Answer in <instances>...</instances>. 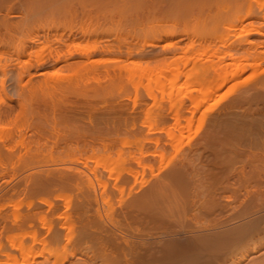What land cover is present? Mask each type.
<instances>
[{"label": "rangeland", "instance_id": "obj_1", "mask_svg": "<svg viewBox=\"0 0 264 264\" xmlns=\"http://www.w3.org/2000/svg\"><path fill=\"white\" fill-rule=\"evenodd\" d=\"M39 1L0 0V17L6 13L10 19L16 22L22 20L20 22L25 24V19L29 16L27 21L30 26H35L38 22H48L52 16L48 18L47 14H35L34 12L36 4L42 3L43 0ZM66 1L71 5L73 2L78 9L80 5L86 6V10L90 13L89 9L93 7V12L94 10L106 11L105 15L109 14L107 9H113L109 10L110 14L106 18L102 15L103 12L100 13L101 15L94 12L95 15L98 14L96 15L98 20L93 14L89 23L98 27L103 24L102 27L107 28L108 35L107 32H105L107 36L103 33V39L109 36L111 39L108 37V40H105L110 46L115 44V50L119 42L124 52H127V46L136 47L135 54L132 52L134 55L130 53L131 56L129 54L125 56L123 52V55H114L116 51L112 52L113 55H110L111 53L98 55L100 54L98 53L93 57L95 60L93 65L96 66L91 67L94 68L93 70L90 68L91 71L89 69V73L91 72L88 73L89 75L84 74L82 70H75L77 73H74L80 76L76 78V75H73L72 80L74 82L79 79V81L76 80V84H71L74 89L70 86L73 92H69L67 96L82 100L83 105H86L84 110H87L89 115L84 113L72 115L63 108V110L61 108L58 110V108L48 107L43 111L46 113L44 117L41 111V113L38 112L42 108L37 110L38 105L34 106L35 102L40 101L39 95L41 94L35 95L39 98L34 99L35 96H30L31 94L28 93L22 105L15 98L13 102L8 101L7 93H4L5 90L2 93L0 89V95L6 94V96H0V103L5 99L6 102L22 105L15 106L12 120L9 118L10 122L9 119H6L8 121L4 119L5 122L1 123L2 129L5 127L0 130L1 137L6 129L9 130L8 128L14 132V138H11L13 145L10 146L15 154L9 155L10 157L4 155L0 158V211H9L16 206L20 210H25L28 203L38 204L37 202L42 198L53 200L54 204L58 203L62 210L64 199L57 193L70 194L72 204H75V194L79 189L72 184H62L57 177L63 175L57 174L59 171L71 172L68 166L73 165L88 173L94 182L98 178L106 182V190L112 196L110 201L105 199L106 210L115 214L124 211V226L128 230L126 235L129 237L153 236L154 238L163 235L162 240L171 242L173 245L175 258L179 256L178 247L185 245L184 240L194 239L191 236L201 233L205 235L207 232L209 234L225 233L229 229L238 233L236 241L233 240L232 243L229 240L227 245L224 243L216 252V254L219 253V257L221 255L224 258L225 254L227 255L235 246L236 248L241 246V249L246 247L250 254L264 246L262 244L264 242V231H262L264 229V35H249V38L253 40L263 41L257 44L256 55L259 63L241 75L226 81L221 87L211 91L203 103L196 105L194 95L197 92L191 89L207 86L202 81L205 68L200 69L197 77H190V73L181 74L178 77L176 70L186 56L193 60L197 58L206 65L216 59V52L223 48L221 41L205 42L197 35L202 33L204 28L202 24L205 23L207 27L206 25L209 26L211 20L199 17L203 19L201 21L190 15V18L189 16H186L184 20L178 18L179 21L176 22H174L176 19L172 22L171 20H157L156 17H154L156 20L150 19L148 16L151 17L152 13L149 15L146 7H148L147 3L150 5L153 0H119L122 4L119 2L117 4L115 0ZM259 1L263 3L264 0ZM262 6L261 9H264V4ZM144 9H146L147 17L143 16L146 15ZM142 12H144L143 15ZM61 13H55L54 19L56 15L60 18L68 16ZM79 13V16L82 15L80 17L83 18L85 13L81 11ZM31 16L33 17L30 19ZM79 16H76L78 19L74 18L72 21L74 23L79 21ZM64 17L59 19L67 23L68 19ZM95 18L97 21L94 20ZM155 24L158 26L162 24L159 27H164V24L174 25L179 31L183 29L180 33L181 37L178 36V32L175 38H179L171 40L174 49L171 52L153 56L154 54H148L151 47H146L148 48L146 55L136 54L137 48H142V43L148 36L145 34L153 29ZM158 26L156 29H159ZM102 27L100 29L103 31ZM187 30L196 32V36L186 37ZM46 31L48 30L43 29L40 32L45 35ZM167 42L164 40L156 43L165 44ZM235 45L238 43L233 44ZM37 47V45L32 46L34 49ZM156 49L158 48L154 47L152 51ZM6 52L9 53V51ZM232 62L230 57L224 58L227 68ZM60 66L52 67L49 64L42 71L46 70L48 77L58 76V74L62 77V75H70V72L72 74L75 69L72 70L70 66L61 68ZM118 67L122 72L120 78H118L119 74L113 73L119 70ZM104 68L107 69L109 75L111 74L110 77L106 75L108 73L104 74L106 72ZM38 77L41 78L43 75ZM88 80L93 86H91L92 94L86 93L85 98L84 94L83 97L81 96V93H84L82 88ZM8 81L7 79L6 83H9ZM94 88L97 90L93 92ZM76 90L80 93V98H77L79 94L76 95L78 93ZM22 98L25 99V97ZM86 99L91 102L89 107L92 105L90 109L88 108L89 110L86 109ZM24 109L27 111L32 109V111L28 113ZM16 111L19 113L17 114ZM37 113H39L38 116H36ZM39 115L40 118H44H41L44 124H40L42 121ZM106 119L110 130L107 134L111 139L106 149H103L98 138L93 142L92 147L88 146L78 150L74 141L70 139L71 133L84 130L94 132L104 125ZM51 125H54L55 130L51 129ZM36 127L45 130L46 133L40 136L35 133L37 132ZM48 135L50 138L47 137ZM21 136L24 137L22 141ZM8 142L10 143V140ZM66 144L70 146L66 147ZM16 154L21 156L18 158ZM24 154L27 155L24 157ZM31 154H33L32 157ZM49 170L56 172V176L53 173L49 176ZM74 170L72 169L73 172ZM49 177L55 181L51 182L50 179L48 182L46 178L49 179ZM96 187L102 190L105 186L101 183ZM155 193H157L156 196ZM152 194L154 195L151 197ZM154 197L155 200H152ZM160 197L162 201L165 200L162 205ZM140 198H149V201L153 202L151 201L152 204L150 203L147 209L141 210L136 207ZM166 202L172 203L167 205ZM43 207L47 208V205ZM169 208L174 213L170 212ZM256 219L258 226L261 222L263 223L260 224L261 227L259 226L263 228L262 230L257 228L258 231H256L254 225L249 222L257 221ZM237 230H243V233ZM259 230L262 232L256 237ZM79 231V227L74 229V233ZM257 238L263 239L262 242H259ZM254 244H257V248ZM212 253L205 254L201 260L210 261V257L215 255Z\"/></svg>", "mask_w": 264, "mask_h": 264}, {"label": "bare ground", "instance_id": "obj_2", "mask_svg": "<svg viewBox=\"0 0 264 264\" xmlns=\"http://www.w3.org/2000/svg\"><path fill=\"white\" fill-rule=\"evenodd\" d=\"M74 1L94 2V0ZM115 1L117 4L118 2L122 4L123 0L121 2L119 0ZM259 2V0H153V2H150V5L147 3L148 7L146 8H148V14L152 13V15L149 14L151 16L149 17L145 12L146 9L143 10L146 15H143L144 12H142V15L146 17L148 16L150 19L152 18L154 20L157 19L164 21L171 20V22L172 20L176 19L174 21L176 22L177 20L179 21L178 18L184 20L186 16L190 15L192 17L195 16V19L202 17L204 19L206 18L205 20H211L210 25H206L207 27H205V23L202 22L204 28L202 33H198L199 31L197 30V35L200 36V38H202L205 42L214 40L221 41L223 44V48L216 52V59L210 61V63L207 65L203 63V61L200 62V60L197 58L193 60L189 56H186L183 59V63L177 67L176 74L178 77L181 74L184 75L186 73H190V77H197L200 73V69L205 68V72L202 74V81L203 84H207V86L191 89L196 90L197 92L194 95V101L196 105L203 103L211 91L221 87L226 83V81L228 82V80L231 78L241 75L243 72L251 67H255L259 63V59L256 55L258 46L257 44L263 41L249 38V35L252 34L264 35V9H261L264 1L263 3ZM116 3L114 4L117 5ZM39 4H36V7L34 8L35 14H47L48 18L49 16H52V18L50 19V22V20L45 16V18H47L49 21L38 22L36 24L37 26L35 25L36 28L35 26H30L29 21H27L29 18L28 15V17L25 19L26 22L24 21L25 24L20 22L22 20L18 21L22 25L24 24L23 26L20 23L10 19V16H7L6 13L3 17H0V75L3 76L0 77V89H2L1 92L3 93V90H5L4 93H7L9 97V100L6 98L8 101L13 102L15 98L16 101H20L22 105V102L24 100L26 101V95H29L28 93L31 94L30 96L41 94V96L39 95L40 98L36 96L34 97V99H40L39 102V99L37 100L38 103L34 101L36 104L34 106L38 105V107H36L37 110L38 108H42V110H39L38 112L41 111L44 114V117L46 113L43 111L48 107H52V109L58 108V110L59 108H63L65 111H69L72 115L82 113L87 114V110H84L86 105H83L82 100L81 102L79 101L80 99L77 100L76 97L69 98L67 96L69 92H73L72 89L74 88L71 84H76V82L79 81V79H76L77 81L74 80L73 82V75H76V78H79L80 76L74 72L77 70H82L85 72L84 74L87 75L89 73V69L96 66L93 65V61H95L93 57L98 53H100L98 55H106V53H111L110 55H113L112 52L116 51L118 53L114 52V55H121L125 50L122 48V44L120 47L119 42H117L118 45H116V50L115 44L112 45L114 47L110 46L109 42H107L109 36L106 37L108 35L107 28L104 29L105 27H102L104 26L103 24L102 26L98 27L95 26V24L93 25L92 23H89L92 20L91 17L93 14V16H95L98 20V17L96 16L98 14L96 13L95 15L94 13L98 12V10H94V12L92 11L94 7L92 9L88 8L91 10V13L93 12L91 14L90 11L86 10V6L84 7L80 5L81 8L79 7L78 9L77 6L73 4V2L71 5L66 0H43L42 3ZM109 10L113 9H107L110 14ZM80 11L85 13L83 18H81L82 15H80L81 17L79 16ZM101 12L103 11L99 10V15H101ZM105 12H103L102 15L106 18V16H109V14L105 15ZM55 13H61L62 15L67 14L68 16L66 17L62 16L68 19L67 23L64 20H60L62 17L60 18L57 15L55 16L56 19H54ZM76 16H79V21L74 23L72 20H74V18L78 19ZM190 16L188 18H190ZM32 17L33 16H31L30 19ZM154 17H156V19ZM96 18L94 19L95 21H97ZM69 22H72L73 24H69ZM156 26L158 25L155 24L154 27L152 25L154 30L150 29L148 33L145 34H148L147 38L151 37V39L149 38L147 40V38H145L146 41H143L144 43H142V48H137L136 54H141L142 56L143 54L146 55L145 53H148V51H146L148 48L146 49V47H151V51L149 50L150 53L148 54H154L153 56H155V54L158 55L164 52L168 53L174 49V44L171 43V40L177 36L178 32V36H180V33L183 31V29L179 31V29L175 28L174 25L168 26V24H164V27L158 26L159 29H156ZM100 27H102L104 30L102 31ZM43 29L48 30L46 31L45 35L40 32ZM25 31H27V33H25ZM105 32H107V35ZM103 33L106 35L105 39L107 40L103 39ZM99 35L102 37H98ZM194 35L196 36V32L193 33L187 30L186 37L188 36L191 38L192 36L194 37ZM235 35L236 37L233 38ZM94 37L95 39H92ZM164 40L168 42L165 44L156 43L158 41ZM84 41L86 43H84ZM235 43H238V45L233 46ZM33 45H37V49L32 48ZM127 47L130 48V46ZM154 47L158 49L154 50L153 52L152 49ZM128 48H126L127 52H124V55H134V50L136 47H131L134 49ZM6 51H9V53ZM4 52L6 54H4ZM226 57H230L233 60V62L230 63L229 68H227L226 63H224V58ZM114 60L116 61L118 59ZM49 64L52 65V67L61 65L60 68L62 66H70L69 68H72V70L74 68L75 69L72 74L70 72V75H62V77H60L59 74L58 76L51 75L52 78H50V75V77L46 75L48 74L46 73V70L42 71V69H44ZM118 68L119 70L117 71H113L112 69L110 70H112L115 75L116 73L117 75L119 74L118 78H120L122 72L120 67ZM104 69L106 70L104 74L108 73L107 69ZM39 75H43V77L39 78ZM106 75H109V73ZM110 75L108 77H110ZM7 79L9 80V83H6ZM84 85V89L82 88L84 93H81V96L84 94V97L86 98V93L92 94V85L89 84V80ZM8 86L10 88H8ZM70 86L72 89H70ZM77 89L79 90V88ZM95 90L97 89L94 88L93 92ZM79 92L76 93V95L79 94L77 98L81 97ZM150 93L153 92L150 91ZM3 95L6 96V94ZM22 97H25V99ZM20 99L23 100L21 101ZM12 102H6L4 99V102L2 101L0 103V130L5 128L4 127L2 129L3 125L1 123L12 117V114L15 111V106H22L20 103L15 105V103ZM86 102V109H90V107H92V105L89 107L91 102H88L87 99ZM25 105L27 106V104ZM25 109H27V107ZM32 109L28 111H32ZM18 113L19 112H17V114ZM38 114L39 113H37L36 116H38ZM13 116H15V114ZM42 123L44 124L43 121L40 124ZM107 123L108 121L106 119L104 125L100 126L94 132L91 130L73 132L71 133L72 135L70 136V139L74 141L75 147L80 150L88 146L92 147L93 142L99 138V142H101L103 145V149H106L108 143L110 142L109 140H111L108 137L109 134H107L110 132ZM51 126L53 127H51V129L55 130L54 125ZM8 129L11 131V133H9L10 131L8 130V132L6 129L4 132L5 136L3 133V136H0V158L2 156L4 157V155L8 157L9 155L13 156V154H15L14 150L10 146L13 145L11 144V138H14V132L10 128ZM35 130L37 131L35 133H38L40 136L46 133L45 130H41L39 127H36ZM47 134L49 133L47 132ZM19 135L20 134H18V136ZM49 135L47 137H49ZM22 136L20 139L21 141L22 139L24 140V137ZM9 140L10 143L8 142ZM68 146H70V144H66V147ZM25 155L27 154H24V157ZM32 155L33 154H31V157ZM16 156L19 158L21 155L16 154ZM68 168H70L71 172L62 173V171H59L57 174L63 175H58L57 177L59 178V182L62 184H72L79 189L75 194V204H72L70 194L57 193L59 194V197L64 199V208L62 207V210H60L61 206L59 205V207L58 203L54 204L53 200L50 199V201L48 198L47 200L42 198L39 202H37L38 204L34 205V203H28L29 205L27 208H25V210H20L16 208L18 207L16 206L14 209L9 211H0V264H264V246L254 250L253 254H250L247 251L248 249L243 245L244 243H242L241 239V244L246 248V250H244L245 248L241 249V246L240 248H236L235 246V248L229 251L227 255L224 253L226 256H224V258H222L221 255L220 258L219 253L216 254V252L221 249V246L224 243L227 245V241L229 242L230 240V242H232L235 240L238 233L236 231H232L231 229H229L231 230L230 232L229 230H223L227 231L225 233L214 232L209 234L207 232L205 235L204 233H199L200 235L191 236L192 238L194 237V239L189 240L188 238V241L184 240L183 237L182 239L185 241V245H180V247H178L179 256L177 258L174 257L175 249L173 245H171V242L162 240L163 235H157V238H154L153 236L129 237L126 235L128 230L124 226V211L115 214L112 211L106 210L107 203L105 199L108 201L112 199L111 194L106 190V182L104 180H100L99 178L96 179V182H94L88 173L77 166L75 167L70 165ZM72 169H75V172H73ZM48 173L50 176V174L53 172L49 170ZM53 174L56 176V172ZM47 178L46 180L48 182H50V179L51 182L55 181L50 177L49 179ZM94 178H96V174H94ZM101 183H103L105 186L102 190L96 187V185ZM157 193H155V196ZM153 195L154 194H152L151 197ZM67 196L70 197L68 198ZM148 197L150 198V196ZM157 197L156 199L158 200ZM149 198H140L136 204V207L140 208L141 210L147 209L150 203L152 204V200H155L154 197L151 202L149 201ZM160 200L162 201V197H160ZM164 201H162L161 205L164 203ZM168 203L171 204L172 202ZM168 203L166 202L167 205ZM166 204L164 205L167 207ZM43 205H47V208H44ZM165 209L166 208L164 207V210ZM169 210L170 212L174 213L170 208ZM149 211H151V209H149ZM249 222L254 225L252 226L256 228V231H258L257 228L260 230L264 228H260V224L262 223L261 221L259 224L260 227L258 226V220L254 221L256 224L253 221ZM76 227H79L80 229L78 233H74V229ZM260 230L258 233L256 232V237H258V235L264 231V229L261 232ZM239 231L243 233V230ZM260 239L261 238H257L259 242H262L263 239H261V241ZM176 242L178 243V241ZM262 244L264 245V242ZM228 246H230L229 243ZM255 246L257 248V244ZM157 247H159V249ZM155 252H157V255H155ZM211 252H213L212 254L215 255L214 257L211 256L212 258L210 257V261L201 260L205 254L207 255V253Z\"/></svg>", "mask_w": 264, "mask_h": 264}]
</instances>
